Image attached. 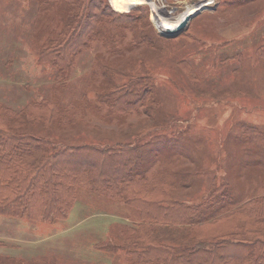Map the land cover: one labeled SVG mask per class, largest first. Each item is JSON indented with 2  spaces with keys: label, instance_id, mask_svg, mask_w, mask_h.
<instances>
[{
  "label": "rangeland",
  "instance_id": "rangeland-1",
  "mask_svg": "<svg viewBox=\"0 0 264 264\" xmlns=\"http://www.w3.org/2000/svg\"><path fill=\"white\" fill-rule=\"evenodd\" d=\"M104 1L120 12L144 7L154 33L163 39L156 41L157 46L133 47L135 31L131 30L121 42L114 41L116 46L104 39L92 42L77 57L68 84L61 87V82L55 84L57 69L39 59L45 42L59 35L64 19L60 6L39 0H0L1 102L21 108L47 95L68 102L78 100L87 89L85 103H93L98 89H89L90 85L98 87L105 79L101 69L107 64L114 68V82L128 80L130 73L153 76L161 104L158 110L166 115H159L160 125L144 130L152 123L150 117L134 114L122 129L116 122L101 121L88 108L85 113L93 115L90 125L58 128L63 130L57 131V137L63 134L73 142H93L99 137H121L123 130L132 132L149 152L150 171L151 163L159 161L163 165L155 172H163L165 166L166 179L174 180L179 167L192 172L186 201L195 204L209 196L212 202L200 214L216 216L211 208L221 205L243 210L247 201L262 197L264 139L259 140L263 144L246 143L237 135L242 134L244 122L264 131V61L256 53L264 43V0ZM237 53L242 58L223 63V58ZM181 60L192 62L193 75L179 65ZM158 147L162 148L152 153ZM221 182L226 188L210 195ZM80 200L66 219L56 222L0 215V255L29 260L47 257L58 264H100L99 256L108 258V252L92 243L117 234L138 215L123 203L88 192ZM123 258L115 264H126Z\"/></svg>",
  "mask_w": 264,
  "mask_h": 264
},
{
  "label": "trees",
  "instance_id": "trees-1",
  "mask_svg": "<svg viewBox=\"0 0 264 264\" xmlns=\"http://www.w3.org/2000/svg\"><path fill=\"white\" fill-rule=\"evenodd\" d=\"M39 2L58 4L62 10L64 19L57 30L59 35L45 42L39 57L57 69L55 84L61 82V87L68 84L77 57L92 42L104 39L115 45L114 41L121 42L131 30L135 31L133 47L157 46L156 41L163 39L154 33L148 20L149 11L142 6L120 12L104 0ZM256 53L263 62L264 43ZM240 57L237 53L222 61ZM178 62L187 73L194 74L190 60ZM112 69L105 65L101 69L105 79L98 87L90 85L89 89H98L96 103L89 100L85 103L87 89L78 100L62 102L47 95L21 108L0 100V215L61 221L69 216L81 194L88 192L123 203L138 215L137 220L117 234L92 243L93 247L108 252V258L99 256L100 264H109L111 260L115 264L122 255L126 264H264V195L247 201L243 210L221 205L218 209L211 208L216 216L208 212L200 214L199 210L209 208L212 202L209 196H203L195 204L186 201L192 172L176 168L174 180H169L164 174L165 166L163 172H155L163 165L159 161L151 163L154 169L150 171L149 152L142 146L140 137L134 140L132 132L123 130L124 136L112 140L99 137L93 142H73L63 134L57 137V131L63 130L58 128L90 125L93 115L85 113L88 108L101 121L116 122L122 129L134 114L150 117L148 121L152 123L144 130L161 124L159 115L165 114L158 110L161 104L155 92V78L130 73L128 80L114 82ZM241 125L242 134L237 138L242 142L257 144L256 140L264 139V131L259 127L245 122ZM219 185L210 195L226 188L224 182ZM0 264L58 263L47 257L29 260L0 255Z\"/></svg>",
  "mask_w": 264,
  "mask_h": 264
},
{
  "label": "water",
  "instance_id": "water-1",
  "mask_svg": "<svg viewBox=\"0 0 264 264\" xmlns=\"http://www.w3.org/2000/svg\"><path fill=\"white\" fill-rule=\"evenodd\" d=\"M130 8H131V6H130ZM191 15H192V14H191ZM187 17H188V18H187ZM187 17H186V19L183 20L182 24L180 25L181 28L186 24L187 20L190 19V18H189L190 15L187 16Z\"/></svg>",
  "mask_w": 264,
  "mask_h": 264
},
{
  "label": "bare ground",
  "instance_id": "bare-ground-1",
  "mask_svg": "<svg viewBox=\"0 0 264 264\" xmlns=\"http://www.w3.org/2000/svg\"><path fill=\"white\" fill-rule=\"evenodd\" d=\"M201 7H202V5H201ZM168 26L173 27V26H175V24H170V23H169Z\"/></svg>",
  "mask_w": 264,
  "mask_h": 264
}]
</instances>
